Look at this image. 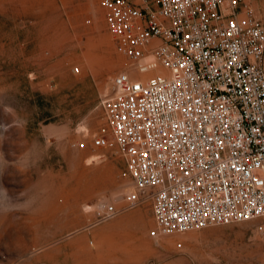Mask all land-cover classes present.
Here are the masks:
<instances>
[{"label":"rangeland","instance_id":"obj_1","mask_svg":"<svg viewBox=\"0 0 264 264\" xmlns=\"http://www.w3.org/2000/svg\"><path fill=\"white\" fill-rule=\"evenodd\" d=\"M130 69L98 0H0V264H264V216L153 237L149 198L98 223L84 210L132 188L89 143Z\"/></svg>","mask_w":264,"mask_h":264},{"label":"built area","instance_id":"obj_2","mask_svg":"<svg viewBox=\"0 0 264 264\" xmlns=\"http://www.w3.org/2000/svg\"><path fill=\"white\" fill-rule=\"evenodd\" d=\"M255 1L98 0L131 69L111 80L89 143L123 157L132 188L120 206L103 197L85 205L94 223L146 198L153 237L264 216V24ZM255 228L264 237V222Z\"/></svg>","mask_w":264,"mask_h":264},{"label":"crops","instance_id":"obj_3","mask_svg":"<svg viewBox=\"0 0 264 264\" xmlns=\"http://www.w3.org/2000/svg\"><path fill=\"white\" fill-rule=\"evenodd\" d=\"M257 7L260 9V18L262 24H264V0H256L255 1Z\"/></svg>","mask_w":264,"mask_h":264}]
</instances>
